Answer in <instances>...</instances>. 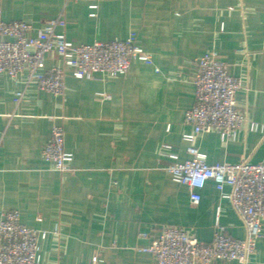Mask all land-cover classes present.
<instances>
[{"label": "crops", "instance_id": "obj_1", "mask_svg": "<svg viewBox=\"0 0 264 264\" xmlns=\"http://www.w3.org/2000/svg\"><path fill=\"white\" fill-rule=\"evenodd\" d=\"M57 16L64 25L55 32L74 44L129 40L152 64L132 61L125 74L93 79L65 69L62 97L26 85L25 73L17 81L0 74V217L16 210L25 226L48 233L41 264H88L97 255L98 264H154L142 249L165 226L204 244L217 225L243 239L240 219L214 182L193 205L160 153H177L182 162L194 146L208 165L264 163V0H0V21L38 29ZM211 52L244 83L236 108L262 131L243 126L233 142L214 133L183 139L192 131L185 113L194 103L195 61ZM54 66L61 59L44 63ZM53 123L72 154L63 173L41 157ZM251 264H264V232Z\"/></svg>", "mask_w": 264, "mask_h": 264}, {"label": "built area", "instance_id": "obj_2", "mask_svg": "<svg viewBox=\"0 0 264 264\" xmlns=\"http://www.w3.org/2000/svg\"><path fill=\"white\" fill-rule=\"evenodd\" d=\"M63 25L61 16L43 20L38 29L24 21H0V74L17 81L25 73L26 85L62 97L65 69L76 79H93L96 74H125L132 61L152 64L151 55L129 40L76 45L64 34L55 32L57 26ZM51 58L61 59L62 66L45 69V61ZM195 66L194 103L185 113V123L192 131L183 135L185 141L193 143L205 134L214 133L222 141L233 142L243 126L251 131H262V125L248 121L236 108L235 95L243 89L244 83L229 73L227 65L217 59L215 52L199 57ZM164 148L171 149L170 146ZM185 153L188 158L182 162L177 153H160L171 160L166 168L171 180L187 188L193 205L199 203L198 191L205 183L214 182L220 199L230 203L246 235L243 239L230 237L217 225L212 241L204 244L182 228L165 226L142 251L152 255L154 264L229 261L251 264L256 241L264 232V163L240 161L208 165L206 154L198 148L190 146ZM41 157L59 173L65 172V165L72 161V154L65 150L64 130L60 124H52L50 137L42 145ZM225 186L229 187L227 192ZM47 234L25 226L18 211H4L0 217V264H41L40 243ZM100 262L97 255L88 264Z\"/></svg>", "mask_w": 264, "mask_h": 264}]
</instances>
